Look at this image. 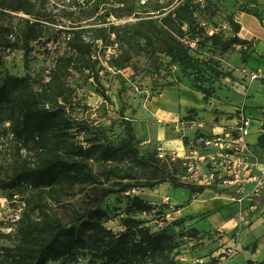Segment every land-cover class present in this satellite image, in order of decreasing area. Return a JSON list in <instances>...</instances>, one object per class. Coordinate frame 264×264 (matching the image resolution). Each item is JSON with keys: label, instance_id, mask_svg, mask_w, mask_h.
I'll return each mask as SVG.
<instances>
[{"label": "rangeland", "instance_id": "374dc122", "mask_svg": "<svg viewBox=\"0 0 264 264\" xmlns=\"http://www.w3.org/2000/svg\"><path fill=\"white\" fill-rule=\"evenodd\" d=\"M200 1L204 10L199 21L205 28V36L219 34L223 39L233 37L235 33L231 20L239 23L241 27L243 24L244 28L242 27L239 33L240 37L251 38L250 32H258L261 29L260 24L264 26V0ZM178 2L179 0H40L43 12L55 18L57 24H47L43 38L32 42L33 51L27 61L23 50L10 53L8 48H3L5 68L9 75L15 77L29 74L36 82L48 81L49 71L54 67L57 58L65 51L67 35L64 31L71 26V22L63 18L61 14L65 9L75 10L76 18L82 19L80 26L85 30V38L94 43L93 58L96 63L93 71L95 75L87 71L73 72L69 76L68 86L73 91L66 103L68 114L75 121L85 120L90 126L105 131L115 146L126 138L124 120L132 121L131 125L135 130L134 145L145 157L156 154L161 146L162 142L154 138V133L158 135L159 131H164L167 140L180 139L185 148L181 156L178 153L176 155L180 160L177 159L174 164L165 162L164 165L168 170H174L178 175L185 177L187 174L183 162L185 163L186 157L197 146L199 137L210 135L205 133L208 130L207 127H214L220 121L227 122L235 119L237 109H245L242 106L243 98L237 91L240 86L249 89L251 85H254L251 96L246 100L245 112L252 118L249 138L257 139V134L261 130L264 93L256 96L255 87L259 86L258 92H264V80L250 79L249 74L259 69L252 65L255 64L254 51L247 49L243 54L244 48L239 45L224 51L213 45L212 41L205 39L204 35L197 37L192 43L191 53L195 57L193 68L175 65L171 63L170 58L158 51H140V43L141 46H145V42L135 34L140 28L133 26L140 22V16L146 15L141 10H149L151 14H154L152 12L156 6ZM142 5H145L146 9H142ZM96 9L98 13L91 15ZM129 10H134L131 17L116 18V15L125 14ZM253 12H257L263 22L253 16ZM85 14L89 18H84ZM26 18L20 13L0 14V24L11 31V44L17 42ZM112 25L118 27L119 38L114 33L109 35V28ZM132 34L134 37L130 44L128 41ZM98 36H102L103 39H96ZM249 40H253L256 44L255 38ZM245 55L253 58L246 63L243 59ZM5 79L6 75L0 66V85ZM198 86L211 91L207 101H204L201 93H199L200 101L185 96L186 89L194 91L193 89ZM102 92L108 96V99L102 97ZM233 108H235L234 111ZM160 112L164 113L160 115ZM12 113V106L5 105L0 109V264H17L7 256L6 252L18 242L19 223H12L8 219L15 207L11 204L13 196L18 194L26 203L31 201L34 207L37 204L36 191L31 189L25 181L17 188L11 187L14 170L24 160L30 159L33 154L31 147L26 148L12 131L10 121ZM192 122L196 124L194 127ZM77 131L78 128L75 127L70 130V133L76 135ZM75 137L86 144L90 142L92 144V141L96 140L91 130ZM254 145L255 140L252 144L253 149ZM256 154L264 162V151L259 150ZM90 164L94 173L101 172L100 162L91 161ZM202 170L205 172V168ZM137 171L140 173L139 169ZM181 177L180 181L195 184L194 181ZM105 183L106 185L117 184L113 179ZM88 188L85 185L77 186V196L74 201L80 200ZM134 196H139L150 203L152 210L142 215L134 214L133 217L152 232L164 229L167 233L174 234L181 244V251L176 259L183 258L185 261L180 260L183 264H213L214 259L220 260L228 252L225 248L216 256L215 251L224 247V243L212 247L213 238L203 237L206 243L202 245H195V242L190 241L191 230L176 223L180 218L175 219L174 213L177 209L185 207L187 214H194V209L190 207L192 192L183 187L173 188L167 183L155 190L133 189L128 193L110 195L100 208L107 214L105 226L114 233L125 230L122 219L127 216V205ZM168 197L170 199L166 200ZM261 198H264V192ZM52 207L55 213L61 212L58 205L52 204ZM196 208L199 207L195 205V210ZM207 208H210V205ZM231 208V210H213L210 216L200 217L202 219L199 218L196 226L206 232L213 231L223 218L234 217V210L238 208L236 205ZM9 228L12 230L10 231ZM243 239H246L244 244L249 246V255L253 252L254 242L264 248V219L261 223L254 225L253 230H249L248 234L244 232L241 241ZM190 242L194 244L193 248ZM216 242L214 240L213 243ZM203 249H207V254L201 256L200 251ZM208 254L210 258L205 259ZM233 255L225 256L222 263L248 264V258H245L244 254L234 256L235 258ZM47 264H101V261H91L89 251H83L78 255L76 262L61 259Z\"/></svg>", "mask_w": 264, "mask_h": 264}, {"label": "trees", "instance_id": "16d2710c", "mask_svg": "<svg viewBox=\"0 0 264 264\" xmlns=\"http://www.w3.org/2000/svg\"><path fill=\"white\" fill-rule=\"evenodd\" d=\"M141 8L146 9V6ZM203 10L200 0L159 5L154 8V14L141 10L146 15L140 16V22L133 26L140 28L135 34L145 42V46L140 43V51H158L175 65L193 68L192 43L197 37L205 36V28L199 21ZM7 12L20 13L27 18L17 42L12 44L11 31L0 24V66L6 75L0 85V109L5 105L13 107L12 131L33 152L30 159L14 170L11 187L17 188L25 181L36 191L37 200L35 207L27 201L17 228L18 242L6 250L7 256L17 264H47L61 259L76 262L79 254L89 251L91 261H101V264H183L176 259L181 244L174 234L164 229L152 232L133 217L152 210V205L143 198L134 196L128 203L127 216L122 219L125 230L120 233L105 226L107 214L100 205L112 194H124L133 189L155 190L166 183L173 188H187L192 195L215 189L180 181L182 175L164 165L165 162L174 164L177 157L160 158L158 150L156 154L143 156L134 145L132 121L124 120L126 138L115 146L105 131L90 126L85 120L75 121L68 114L66 103L73 91L68 86L69 76L73 72H93L96 63L94 43L85 38V30L80 26L82 19L76 18L75 10L65 9L61 14L71 26L64 31L67 35L65 51L49 71L48 81L36 82L29 74L23 77L9 75L2 49L8 48L10 53L23 50L27 61L33 51L32 42L43 38L47 24L56 25L57 21L43 12L40 0H0V14ZM246 12L250 13L249 10ZM97 13L96 9L91 15ZM133 13L134 10H129L116 18L131 17ZM252 15L263 22L257 12ZM84 18L89 16L85 14ZM231 21L233 37L223 39L219 34H213L205 39L224 51L238 45L244 48L243 54L247 49L255 51V42L240 37L241 25ZM109 29V35L114 33L120 37L117 26L112 25ZM133 37L134 34L128 43H132ZM96 39L103 38L98 36ZM252 58L245 55L243 59L247 63ZM193 90L201 93L204 101L211 96V91L202 86ZM101 95L108 99L105 93ZM75 127L78 133L73 135L70 130ZM90 130L96 139L92 144L76 139L75 136ZM263 142L264 137L260 136L259 144L263 146ZM91 161L102 164L101 172H93ZM112 179L117 184L106 185L105 182ZM79 185L89 188L80 200L74 201ZM216 193L231 194L224 190H216ZM255 201L264 204V198H255ZM51 203L58 205L61 212L55 213ZM185 221L179 219L176 223L185 227ZM189 230L192 233L190 241L196 242L203 237L198 230ZM218 261L214 259L213 264Z\"/></svg>", "mask_w": 264, "mask_h": 264}, {"label": "built area", "instance_id": "2783aa9c", "mask_svg": "<svg viewBox=\"0 0 264 264\" xmlns=\"http://www.w3.org/2000/svg\"><path fill=\"white\" fill-rule=\"evenodd\" d=\"M249 75L252 81L264 80L263 69L259 68ZM236 113L234 119L236 123L230 130L199 137L197 146L185 159L184 168L187 175L184 179L194 181L195 185L211 186L215 190L234 194L238 196L235 201L241 205L245 198L262 197L264 167L252 145L247 141V137L251 134L252 118L246 114L244 108L237 109ZM191 124L193 127L196 125L195 122ZM259 135L264 137V123H261ZM158 153L160 158L177 157L176 153L168 154L161 146L158 148ZM204 168L205 172L202 170ZM11 204L15 207L8 219L12 223H19L26 209V201L15 194ZM205 243L206 239L202 237L195 242V245ZM191 245L193 248L194 244ZM233 253L228 250L216 264H222L225 256L229 257ZM179 260L185 261L183 258Z\"/></svg>", "mask_w": 264, "mask_h": 264}, {"label": "crops", "instance_id": "0c3cea01", "mask_svg": "<svg viewBox=\"0 0 264 264\" xmlns=\"http://www.w3.org/2000/svg\"><path fill=\"white\" fill-rule=\"evenodd\" d=\"M261 26V29L256 32H250L252 35L251 38H246L242 37L244 39H256V44L254 45L255 51H254V60H255V67H258L260 69L264 70V26ZM259 26V28H260ZM242 27L244 28L243 24ZM254 85H251L249 89H247L245 86H240L239 91L240 97L243 98L242 101V106L245 107L246 109V100L251 96V90ZM255 95L256 96H261L264 92L260 91L258 92L257 89H259V86L255 87ZM261 89H263L261 87ZM185 96L192 100H201V95L195 91L192 90H185L184 92ZM244 95L243 97L241 95ZM254 95V96H255ZM241 101V100H240ZM235 108H233L234 111ZM237 109V108H236ZM164 113V112H162ZM160 112V115H162ZM235 120L230 119L227 122L220 121L219 123L216 124V126H209L207 127L208 130L205 131L206 134H217L221 133L227 130H230L234 125H235ZM264 123V108H263V113H262V122ZM260 132H258L257 139L255 140V145H254V151L261 152L264 151V146H261L259 144L260 141ZM166 134L164 131H159L158 135L154 133V138L158 139L161 141V147L170 152V153H178L179 156L183 154L184 151V144L180 139H169L167 140ZM253 139H250L249 136L247 137V141L252 145L254 142ZM263 159H260V162L262 163V166L264 167V162H262ZM234 195V194H233ZM232 194H219L216 193L210 189L205 190L202 193H197L193 195L192 197V204L190 207L194 209V214H187L185 211V207H181L177 209L174 213V217L180 218V219H186L185 221V227L189 229H196L199 232L200 236L206 237V238H213L212 240V247H216L221 245V243H224V247L220 248L218 251H215V255H219L220 252H222L225 248L228 250H231L232 252L234 251L233 257H237V255L244 254L245 258H248V264H264V248H262V245L259 246L257 242H254V249L253 252L249 255V246L245 245L244 242L246 239H243L241 241V236L244 232L247 234L249 233V230H253L254 225L261 223L264 219V204H261L257 201H255V198H245L243 203L240 205L235 199H237L238 196ZM170 199L169 197L166 198ZM201 199V201H200ZM199 201V202H198ZM199 203V204H197ZM195 205L196 208L195 210ZM208 205H210V208H207ZM236 205L238 209L234 210V217L222 219L220 221V224H218L213 231L206 232L199 227L196 226V223L202 219L200 217H206L210 216L214 211L213 210H223V209H228L231 210V206ZM189 208V207H188ZM234 209V208H233ZM243 217H241V214ZM218 212V211H217ZM200 218V219H199ZM243 219V220H241ZM217 241L216 243H213ZM201 256L207 254V249H203L200 251ZM205 259H209L210 255H207ZM234 257V258H235ZM233 258V259H234ZM249 258H254V259H249ZM231 261V260H230ZM230 262H223L222 264H229Z\"/></svg>", "mask_w": 264, "mask_h": 264}]
</instances>
